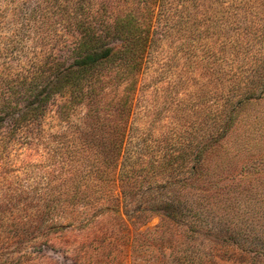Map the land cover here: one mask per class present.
I'll return each instance as SVG.
<instances>
[{
    "label": "rangeland",
    "instance_id": "374dc122",
    "mask_svg": "<svg viewBox=\"0 0 264 264\" xmlns=\"http://www.w3.org/2000/svg\"><path fill=\"white\" fill-rule=\"evenodd\" d=\"M130 12L135 75L0 125V264H264V0H0V102Z\"/></svg>",
    "mask_w": 264,
    "mask_h": 264
},
{
    "label": "trees",
    "instance_id": "16d2710c",
    "mask_svg": "<svg viewBox=\"0 0 264 264\" xmlns=\"http://www.w3.org/2000/svg\"><path fill=\"white\" fill-rule=\"evenodd\" d=\"M157 1L159 0H155ZM114 24V34L121 43L111 45L92 26L76 22L81 37L76 41L72 62H61L49 77L40 76L39 81L38 77L36 80L32 79L25 91L17 94V98L16 94H8L7 99L0 102L3 115L0 117V125L6 124L14 132L25 129L46 109L50 98L58 92L65 93L70 90L76 96L82 94L85 97H94L106 69H115L118 74L125 69L129 73L128 77L135 75V71L142 67L144 55L151 42L150 26L141 23L140 18L133 12L117 16ZM25 99L28 103L23 102Z\"/></svg>",
    "mask_w": 264,
    "mask_h": 264
}]
</instances>
